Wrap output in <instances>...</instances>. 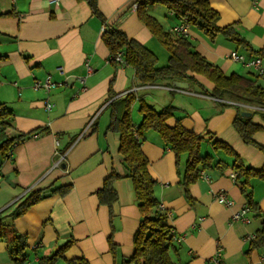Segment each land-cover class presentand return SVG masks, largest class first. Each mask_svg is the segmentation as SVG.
<instances>
[{"label":"crops","instance_id":"crops-1","mask_svg":"<svg viewBox=\"0 0 264 264\" xmlns=\"http://www.w3.org/2000/svg\"><path fill=\"white\" fill-rule=\"evenodd\" d=\"M134 1L97 0L100 19L91 13L87 0H0V104L12 112L4 134L7 138L31 134L10 156H0V219L7 231H14L25 243L14 261L8 253L12 239L9 235L0 238V260H5L0 264H39L40 258L69 241L64 253L67 260L83 257L89 264H120L132 256L141 216L131 180L121 178L114 183L117 202L111 208L99 204L96 196L112 170L125 174L118 136L106 128L109 103L130 93L136 126L141 119L133 110L140 100L155 110L172 106L175 111L167 126L179 122L200 135V153L212 156L210 168L204 170L208 179L199 178L186 191L182 184L185 158L177 167L174 154L159 135L153 130L144 134L141 150L156 181L154 194L168 214L173 233L184 236L174 243L172 261L205 264L221 247L224 264H264V249L249 250L260 219L249 213L248 223L231 221L234 213L247 207L240 186L230 178L233 158L212 147L214 141L224 143L245 167L264 169V151L245 144L233 127L238 112H247L242 105L264 108L235 98H214L210 94L213 84L196 74L190 75L197 83L182 82L187 88L171 90L174 82L168 81L141 85L130 66L112 62L102 39L103 26L121 30L144 45L157 62L164 48L139 20L132 9ZM209 5L218 14L217 26H232L242 41L220 33L211 39L190 26L184 38L191 49L225 76L251 77L264 87V78H255L248 68L228 58L231 51L246 59L264 58V0L256 6L250 0H209ZM163 8L166 5L154 2L147 12L177 38L171 29L181 19L168 8L166 15ZM48 76L53 88H33ZM45 100L54 105L50 110L45 109ZM252 122L264 127L260 116L252 117ZM253 140L264 147V130L255 133ZM60 155L64 157L55 166ZM68 184L71 189L65 195H50L19 218H7L29 191ZM251 191L264 212V180L253 179ZM219 192L233 201L231 207L215 199ZM55 264L66 262L60 259Z\"/></svg>","mask_w":264,"mask_h":264},{"label":"trees","instance_id":"trees-1","mask_svg":"<svg viewBox=\"0 0 264 264\" xmlns=\"http://www.w3.org/2000/svg\"><path fill=\"white\" fill-rule=\"evenodd\" d=\"M154 2L166 5L168 10L177 18L185 20L190 26L199 29L211 39L220 33L235 42L242 41L233 32L232 26L223 28L217 26L218 14L211 9L209 0H138L136 10L138 18L166 48L169 53L168 63L163 67H157V58L144 45L129 39L121 30L106 27L102 39L109 50L112 62H115V55L121 53L123 64L133 69L134 76L141 85H155L163 81L197 83V80L190 75L196 74L203 76L213 84L214 88L210 91V94L214 98H235L264 108V87L251 77L234 74L225 76L219 67L208 62L192 50L183 36L172 38L171 34L165 32L159 22L147 12V6ZM87 3L91 13L102 19L97 8V0H87ZM133 102L134 96L130 93L123 98L112 100L108 105L109 123L106 130L118 136L119 153L122 156L125 174L121 176L112 170L103 180L100 189L96 191V196L99 204L111 208L117 202L114 183L121 178H128L132 182L141 222L133 236V254L130 258L123 259L120 264H175L170 257V253L175 249L176 235L168 223L167 212L161 208L154 194L156 181L149 173V162L141 150L144 134L149 130L155 131L161 141L174 154L177 167L182 158H185L182 184L186 191L189 185L199 179L201 170L210 168L212 156L200 153L203 142L200 135L186 130L179 122L173 127L167 126L166 121L174 115V107L167 106L161 110H155L151 105L140 100L138 112L141 115V121L136 126L131 118ZM236 108L238 109L239 106H236ZM241 112H238L233 121L234 129L245 144L256 146L264 151V147L257 145L253 140L254 134L264 130V127L252 122L253 114L250 117H242ZM256 112L264 120V110H257ZM11 118V110L1 103L0 135L3 139L0 142V156L7 154L13 146L31 136V134H27L13 138L5 137L4 132L10 127ZM212 147L213 150H222L227 156L233 158L232 170L237 174L235 183L240 186L241 193L247 200V208L250 213L256 214L255 217L260 219V227L249 243V250L264 249V212L259 210L251 191V181L253 179L264 180V169L257 171L245 167L240 158L224 143L214 141ZM70 189L71 184L29 191L22 199L17 201L16 206L7 215V218L13 221L24 215L29 208L44 198L53 194L63 196ZM11 232L13 233L12 246L8 249V253L10 258L16 261V256L24 250L25 243L22 237L16 238L14 231ZM5 235L6 225L3 223L2 218L0 219V238L5 237ZM70 244L71 241L57 249L50 256L40 258L39 264H55L60 259L64 260L66 264H89L83 257L65 259L64 253Z\"/></svg>","mask_w":264,"mask_h":264},{"label":"built area","instance_id":"built-area-1","mask_svg":"<svg viewBox=\"0 0 264 264\" xmlns=\"http://www.w3.org/2000/svg\"><path fill=\"white\" fill-rule=\"evenodd\" d=\"M51 1L53 3L58 2V0H51ZM250 2L253 6H256L258 4L259 0H250ZM137 7H138V0H135L132 4V9L134 11H136ZM105 29H106V27L103 26V29H102L103 32ZM189 29H190V24L188 22H186L185 20L181 19V21L178 24H176L172 27L171 33L173 35H176V36L186 37L188 35ZM228 58L231 61L241 63L243 66L248 68L255 76H257L259 78H264V58H262L261 56H256V57L246 59L244 56L238 54L236 51H231L228 54ZM114 61L116 63L123 64L121 53H117L115 55ZM88 71H91V69L89 67H88ZM54 86H55V84L50 80L49 76L46 77L43 82L36 81L33 84L34 89L43 88L46 91L53 88ZM177 89H179V88H176V87L171 88V90H177ZM53 106L54 105L51 102H49L47 100L44 101V107L46 110H50ZM241 108L251 109L252 107H250L248 105H242ZM37 136H38L37 134H34L32 137H37ZM55 145H57V142L55 143ZM15 146H13V148ZM12 149L9 150V152L7 153L8 156L11 155ZM63 157H64V155H60V159L57 163H55V166H57L62 161ZM236 176H237V174L234 171L230 174V178L232 179L233 182H235ZM199 178L208 179V176L204 170H201L199 172ZM215 199L220 204L224 205L225 207H231L233 204V201L231 199H228L227 196L225 195V193H223V192L217 193L215 195ZM249 213H250L249 209L247 207H245L241 211L234 213L231 216V221H240L242 223H248L250 221V218L248 216ZM183 238H184L183 235H177L175 237V240H176V242H181L183 240ZM205 264H224L221 247L217 248L216 252L210 258H208L205 261Z\"/></svg>","mask_w":264,"mask_h":264},{"label":"rangeland","instance_id":"rangeland-1","mask_svg":"<svg viewBox=\"0 0 264 264\" xmlns=\"http://www.w3.org/2000/svg\"><path fill=\"white\" fill-rule=\"evenodd\" d=\"M164 9V11H165V14L167 15V13H166V11H167V8H163ZM167 50H166V48H163V50H162V52H160V53H158L157 54V56H158V58H159V60H158V62H157V67H160V66H162L163 64H166L165 62H166V60H167V57H168V54H167ZM164 66V65H163ZM232 99H234V98H232ZM132 107H133V105L131 106V109H132ZM138 107H139V102H138V106L133 110L134 112H133V115L135 114L136 115V113H138V115H139V112H138ZM244 110H246L247 112H249V113H251V114H253L252 115V117H253V119H256L257 117H259V115H258V113L256 112L255 113V111H257V110H262V109H259V108H251V109H245L244 108ZM140 116V119H141V115H139ZM141 121V120H140ZM3 138L1 137V135H0V142H1V140H2ZM204 153L203 154H205V151H203ZM12 233L11 232H9V231H7L6 230V235H9L10 237H9V240H11L13 237H12V235H11ZM1 262H3V261H5V260H0Z\"/></svg>","mask_w":264,"mask_h":264},{"label":"water","instance_id":"water-1","mask_svg":"<svg viewBox=\"0 0 264 264\" xmlns=\"http://www.w3.org/2000/svg\"><path fill=\"white\" fill-rule=\"evenodd\" d=\"M163 1H170V0H163ZM173 86L176 88H179V89L187 88V84L182 83V82H174ZM240 115L242 117H250L251 116V114L249 112H241ZM17 238H19V235H17Z\"/></svg>","mask_w":264,"mask_h":264}]
</instances>
